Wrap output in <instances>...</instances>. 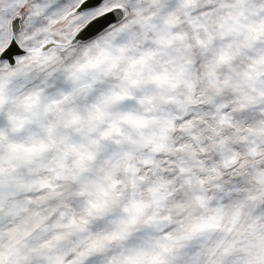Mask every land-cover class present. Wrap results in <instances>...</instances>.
I'll return each instance as SVG.
<instances>
[{
    "label": "snow or ice",
    "instance_id": "1",
    "mask_svg": "<svg viewBox=\"0 0 264 264\" xmlns=\"http://www.w3.org/2000/svg\"><path fill=\"white\" fill-rule=\"evenodd\" d=\"M0 264H264V0H0Z\"/></svg>",
    "mask_w": 264,
    "mask_h": 264
}]
</instances>
